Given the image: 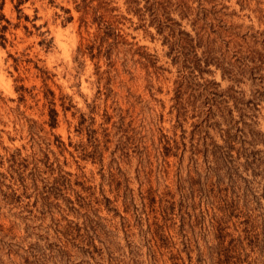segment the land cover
I'll return each instance as SVG.
<instances>
[{"label":"rangeland","instance_id":"obj_1","mask_svg":"<svg viewBox=\"0 0 264 264\" xmlns=\"http://www.w3.org/2000/svg\"><path fill=\"white\" fill-rule=\"evenodd\" d=\"M0 264H264V0H0Z\"/></svg>","mask_w":264,"mask_h":264},{"label":"trees","instance_id":"obj_2","mask_svg":"<svg viewBox=\"0 0 264 264\" xmlns=\"http://www.w3.org/2000/svg\"><path fill=\"white\" fill-rule=\"evenodd\" d=\"M108 28H110V26H107ZM161 29H163V28H161ZM172 33H173V31H172ZM52 112L54 113L55 111L54 110H52ZM51 119L52 120H54L55 119V117L54 116H51Z\"/></svg>","mask_w":264,"mask_h":264}]
</instances>
